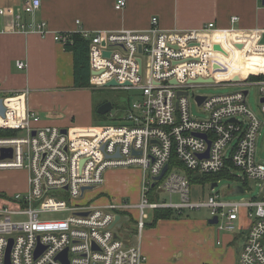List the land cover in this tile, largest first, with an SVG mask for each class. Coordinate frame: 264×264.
<instances>
[{
    "label": "built area",
    "instance_id": "obj_1",
    "mask_svg": "<svg viewBox=\"0 0 264 264\" xmlns=\"http://www.w3.org/2000/svg\"><path fill=\"white\" fill-rule=\"evenodd\" d=\"M41 5V0L25 4L14 15V32L51 36L64 47L73 42V34H80L89 45L90 88L135 90L138 95L118 123L94 126L80 134L42 126L38 113L8 102L21 95L4 100L6 114L0 115V129L17 134L0 137V170L25 171L28 189L0 196V201L5 199L3 205L0 202V264H144L140 246L118 232L123 220L124 226L130 221L135 224V236L140 238L146 210H173L183 216L188 210L203 208L211 209V218L218 217L219 231L229 232L237 231L243 210L249 227L238 264H264V197L235 202L211 193L196 200L186 175V171L226 172L244 189L250 180L262 182L264 193V164L256 158L263 123L248 107V94L208 97L190 93L194 87L217 81L247 84L217 76L229 67L216 46L228 53L235 51L234 36L240 34L234 29L220 30L214 23L193 30H164L157 17L146 30L95 33L81 29L61 33L45 21H22V13L35 16ZM125 6V0H118L115 8L119 11ZM259 36L255 32L256 44ZM16 64L20 70L26 68L22 61ZM111 81L118 86L106 87ZM257 85L263 99L264 81ZM198 97L205 99L199 102ZM191 100L207 118L191 114ZM109 115L114 118L112 112ZM22 132L25 137H20ZM3 149H12V158L3 159ZM173 157L177 163L170 167ZM166 166V173L156 180ZM120 167L143 169L139 203L111 200L94 205L79 200L104 185L108 170ZM163 194L180 201H161ZM132 208L139 210V220L132 217ZM57 213L63 217H49Z\"/></svg>",
    "mask_w": 264,
    "mask_h": 264
},
{
    "label": "crops",
    "instance_id": "obj_2",
    "mask_svg": "<svg viewBox=\"0 0 264 264\" xmlns=\"http://www.w3.org/2000/svg\"><path fill=\"white\" fill-rule=\"evenodd\" d=\"M29 1L0 0V10L4 11L0 14V99L21 95L8 102L38 113L42 126H56L76 134L86 132L94 127L91 124L95 120L88 88L75 85L74 54L51 36L42 38L33 33L14 32V15ZM41 1L36 15L22 13V21H45L51 30L61 33L80 29L90 33L146 30L154 17L164 30H193L214 23L220 30H236L240 35L234 36L235 42L242 45L224 56L225 64H237L232 66L234 71L217 74L221 80L233 78L241 83L239 78L248 77L246 71L251 63L264 64V45L260 44L264 38V0H125V8L119 11L115 8L118 0ZM234 17L238 21L234 22ZM255 32L260 35L258 44L253 38ZM17 61L24 62L26 68L20 70ZM255 76H264V72ZM261 81H247V84L257 85ZM259 112L260 115L255 114L264 125L261 107ZM110 170L106 172L100 193L118 202L114 199L119 197L118 192L121 198L127 199L134 194L131 199L138 203L144 181L140 169ZM14 181L12 177L13 189L9 188V195L28 189V180L26 184ZM262 197L263 191L259 198ZM127 224L130 232L136 230L134 223ZM245 228L239 224L237 231L223 233L209 227L204 220L189 224L184 219L170 218L146 223L140 238L136 240V230L129 239L130 243L140 246L146 258L144 264H238L247 225Z\"/></svg>",
    "mask_w": 264,
    "mask_h": 264
},
{
    "label": "rangeland",
    "instance_id": "obj_3",
    "mask_svg": "<svg viewBox=\"0 0 264 264\" xmlns=\"http://www.w3.org/2000/svg\"><path fill=\"white\" fill-rule=\"evenodd\" d=\"M235 60V59H234ZM222 61H225L222 60ZM237 64L236 62H230L229 65H227L229 68L225 67L224 72H230L234 71L232 69V66ZM236 68V66H235ZM232 73V72H231ZM255 75V74H252ZM248 76L246 78H239V81L243 83H247L249 81L250 77ZM232 81L233 78L231 79ZM223 81H217V84L215 85H200L197 87H194L190 93H195L199 96H222V95H228L235 92L240 91H247L248 97H247V104L251 111L254 113L260 115L259 109L261 107V93H260V87L250 83L246 85H227V84H220ZM89 94L91 95V102H92V113L94 120L91 124V126H105V125H112L118 123L119 119H122L125 115V112L131 105L133 101L137 99L138 92L135 90H125V89H115V88H101V89H93L88 88ZM106 102H112L114 105V109L112 110V115L114 118H111V116L108 114L105 115L106 118H102L100 114L97 115L98 108L105 104ZM191 114L196 117L197 119H205L207 118V114L203 113L201 109L198 107L195 101L191 100ZM64 112V111H63ZM115 119V120H114ZM20 137H25L26 133L22 132L19 133ZM257 159L258 161L264 162V125L261 129V136L259 137L258 141V147H257ZM123 168V167H120ZM140 169V176L141 178L145 176V173L143 172V169ZM111 171V170H110ZM113 171V170H112ZM14 177V182H21V183H27L28 177L25 171H19V170H0V196H5V194L9 191H11L9 188H12L11 186V178ZM262 182L256 181V180H250L247 183V186L245 188V193H234V190L237 186H242L241 182H238L236 180L231 179H221L218 182V186L214 189V191H211V186H202V185H192V196L194 199L199 198H206L208 194L212 193H218L224 200L226 201H249L253 198H259L262 193ZM119 186V185H118ZM13 189V188H12ZM8 192V193H9ZM101 189L100 187L91 190L86 193V195L82 198L80 197L79 200L83 202L91 201L94 205H101L103 203H106V198L110 201L111 197L105 196L103 193H100ZM141 192V191H140ZM5 193V194H3ZM7 193V194H8ZM17 193V192H15ZM9 195V194H8ZM134 194H131V196L128 197H120V192H118L117 198L121 203L128 202L130 204H137L136 200L131 199ZM136 195V192H135ZM140 195V196H139ZM137 197L138 203L140 202L141 194L139 193ZM10 196V195H9ZM120 198V199H119ZM65 200L69 202V198L65 197ZM5 199H2L1 205L4 204ZM161 201H166L168 203L170 202H178L180 201L179 197L175 196L173 200H171L170 195L163 194L161 195ZM132 217L134 219L139 220L140 218V212L136 208H132L130 210ZM145 213L147 214V219L145 220L146 223H150V221H154V215L155 211L153 210H146ZM178 214V213H177ZM179 215V214H178ZM50 218H62L63 213H57L49 216ZM172 219H184L189 224L190 221H200L204 220L208 223L209 227H213L215 229H218L221 225H211L209 223V220L211 219V209L209 208H203L201 210H194V211H186L183 216L180 217H173ZM247 217L245 216V212L242 210L240 213V221L237 222V224H243L244 228L247 225L249 227V222H247ZM223 223V220H221ZM125 220H123L121 226L118 228V232L120 234H125L128 236L126 232H128L129 226H124ZM238 224V225H239ZM120 225V224H119ZM118 225V226H119ZM127 228V231H126ZM246 229V228H245ZM225 231H223L224 233ZM138 237H136L137 240Z\"/></svg>",
    "mask_w": 264,
    "mask_h": 264
},
{
    "label": "trees",
    "instance_id": "obj_4",
    "mask_svg": "<svg viewBox=\"0 0 264 264\" xmlns=\"http://www.w3.org/2000/svg\"><path fill=\"white\" fill-rule=\"evenodd\" d=\"M71 39L73 42L68 43L65 48L67 51H70L74 54L75 85L76 87L89 88L90 87L89 45L87 41L78 33L73 34ZM262 72H264V64L259 62H253L251 63L249 69L246 71V74L247 76H250L252 74L257 75ZM255 75H252L249 81L255 82V81L264 80V76H255ZM100 116L102 118H106V116L103 115ZM15 134H17V132L15 131L0 129V137L12 136ZM175 163H177V159L173 157L170 163V167L174 166ZM186 175L193 185L195 184L211 185L214 183H218L221 179H232V176L226 172L200 175L191 171H186ZM175 216L180 217L182 215H178L173 210H158L155 211L154 221L156 222L158 220L170 219ZM135 234H136V230L132 229V231L128 234V238L132 237Z\"/></svg>",
    "mask_w": 264,
    "mask_h": 264
},
{
    "label": "water",
    "instance_id": "obj_5",
    "mask_svg": "<svg viewBox=\"0 0 264 264\" xmlns=\"http://www.w3.org/2000/svg\"><path fill=\"white\" fill-rule=\"evenodd\" d=\"M260 44H261V45H264V38L261 40ZM241 47H242L241 44H238V45H237V48H241ZM216 50H218L219 52H222V53L225 54V55L228 54L227 52L224 51V49H222L221 46H216ZM109 55H110V53H108V52L105 53V56L108 57ZM200 81H202V80H200ZM116 86H118L117 82H116V81H111V82H109V83L107 84L106 87H116ZM179 94H185V93H179ZM245 94H248V92L245 91ZM204 99H205L204 97H198L199 102H202ZM261 102L264 103V98L261 100ZM113 109H114V105H113V103H112V102H106L105 104L101 105V106L98 108V111H97V112H98V114L105 116V115L110 114V113L112 112ZM5 114H6V107H5V105H4V99L2 98V99H0V115H1L2 117H4ZM67 132H68L67 129H63V133H64V134H67ZM12 154H13L12 149H3V150H2V158H3V159H4V158H7V157L12 158ZM204 156L207 157V156H208V152H207ZM202 157H203V156H202ZM167 170H168V166L165 167V169H164L162 175L159 176L156 180H160V179L163 177V175L166 173ZM217 186H218L217 183L212 184V185H211V190L213 191ZM234 193H237V194L245 193V189H244L243 186H237V187L235 188V190H234ZM82 215H83V214H82ZM84 215L86 216L87 214H84ZM120 217H121V216L118 215V216L116 217V220L118 221V220L120 219ZM209 223H210L211 225H217V224H218V217H213V218H211V219L209 220ZM11 246H12V242H11ZM11 246H10V248H9V252H10ZM40 253H41V251L39 250L37 254H40ZM66 253H67V251L65 252V254H66Z\"/></svg>",
    "mask_w": 264,
    "mask_h": 264
}]
</instances>
